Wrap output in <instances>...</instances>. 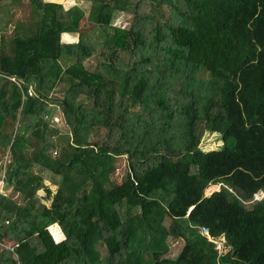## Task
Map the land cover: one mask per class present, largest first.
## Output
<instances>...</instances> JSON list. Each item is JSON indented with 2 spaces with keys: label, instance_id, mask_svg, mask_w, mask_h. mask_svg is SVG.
Returning a JSON list of instances; mask_svg holds the SVG:
<instances>
[{
  "label": "trees",
  "instance_id": "obj_1",
  "mask_svg": "<svg viewBox=\"0 0 264 264\" xmlns=\"http://www.w3.org/2000/svg\"><path fill=\"white\" fill-rule=\"evenodd\" d=\"M82 1L0 0V264H264V0Z\"/></svg>",
  "mask_w": 264,
  "mask_h": 264
},
{
  "label": "rangeland",
  "instance_id": "obj_2",
  "mask_svg": "<svg viewBox=\"0 0 264 264\" xmlns=\"http://www.w3.org/2000/svg\"><path fill=\"white\" fill-rule=\"evenodd\" d=\"M53 2H57V3H61L63 5L64 9H68L70 7H72L73 5L79 7L82 10H87L88 8V3L82 0H52ZM168 3V0H166ZM171 1V0H170ZM162 4V5H152V6H147V5H142V7L140 8V15H149V16H155V18L159 21H161L160 23L165 24L168 20H170V18L173 16L171 14H173V11H170L168 4ZM171 4L175 7V8H180V10H182V4L180 2V0H172ZM25 10H22L21 12H23ZM20 11L17 13L16 17H20ZM136 24H148L146 22V20L144 18H142L141 16H133L132 14H128V13H123V12H114L112 14V17L110 19V25L113 27H132L134 26H140V25H136ZM153 25V23H152ZM5 33H8L10 31V25L9 28L8 26L4 29ZM90 35H92V37H95L94 34L89 33ZM69 36H63V40L64 41H68ZM74 39V40H73ZM76 40V38L72 37L70 41L68 42H74ZM97 60L95 58V56H92L91 58H89V60H87L86 62V66L90 69V70H99L101 71L102 68L97 64ZM198 78L199 79H203L205 80L207 78V75L205 73H203L202 71L199 72L198 74ZM54 97H59L61 94L57 93L56 91L52 94ZM114 104V102H113ZM51 125L52 128H55L57 130H59L60 132L67 134L68 133V129L66 128L61 113L59 111V109L57 107H51L49 109L48 115H46L44 117ZM221 145V142L218 141L217 135L216 134H209L207 132L202 133L200 139H199V143H198V148L203 151V152H207V151H211V150H216L219 146ZM4 164L0 162V177L3 176L4 173ZM126 171V164H125V158L124 157H119L117 159H115V163H114V170L113 172L109 175L108 177V183L107 185H113L116 183H119ZM46 184H49V186L51 187V189H55L56 188V184H50V175L44 173L43 174ZM106 185V186H107ZM213 187V188H211ZM207 188H211V190L209 191V193H206L205 190L203 191V196H208L210 195L212 192L218 191L219 186L218 185H209ZM88 189V188H87ZM10 189L9 188H4V185L0 183V193L4 194V195H8ZM44 189H40L38 190V195L42 198L44 196ZM17 198V195L15 196ZM259 197V196H257ZM43 200V198H42ZM193 200H196V197H193ZM47 204H50L48 200H44ZM116 211L118 212L119 218L123 221L124 219V201L123 199L120 201V204L117 206H115ZM56 229V228H55ZM54 228L51 229V235L54 241H56L55 238V230ZM60 237V236H59ZM182 245L181 241H174V242H170L169 243V255L170 256H174L178 253L180 247ZM2 246H4L5 248L11 247V243L10 242H5ZM221 246V244L217 245V248H219Z\"/></svg>",
  "mask_w": 264,
  "mask_h": 264
},
{
  "label": "built area",
  "instance_id": "obj_3",
  "mask_svg": "<svg viewBox=\"0 0 264 264\" xmlns=\"http://www.w3.org/2000/svg\"><path fill=\"white\" fill-rule=\"evenodd\" d=\"M9 80L12 81V82H14V83H16L18 89H20V85L13 78H9ZM26 94H27V96H31V90H30V88L26 91ZM22 97H23V93H22ZM0 183H1V185L3 184L2 181ZM254 198H256V197H254ZM198 233H199V235H201L203 237H206L208 239V241L212 242L208 238L207 230L205 228H199Z\"/></svg>",
  "mask_w": 264,
  "mask_h": 264
},
{
  "label": "crops",
  "instance_id": "obj_4",
  "mask_svg": "<svg viewBox=\"0 0 264 264\" xmlns=\"http://www.w3.org/2000/svg\"><path fill=\"white\" fill-rule=\"evenodd\" d=\"M27 1V0H26ZM45 1H52V0H45ZM18 13V12H17ZM63 36H69V39H68V41H70L71 40V38L73 37L74 38V36H71V35H67V34H65V35H63ZM63 36H62V40H63ZM74 40V39H73ZM64 41V40H63ZM67 40L66 41H64V42H67V43H69Z\"/></svg>",
  "mask_w": 264,
  "mask_h": 264
}]
</instances>
